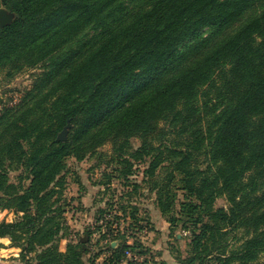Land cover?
Segmentation results:
<instances>
[{"label":"trees","instance_id":"16d2710c","mask_svg":"<svg viewBox=\"0 0 264 264\" xmlns=\"http://www.w3.org/2000/svg\"><path fill=\"white\" fill-rule=\"evenodd\" d=\"M2 7L16 18L0 24V73L45 70L22 104L0 114V209L16 215L0 222V239H11L28 264H86L91 230L60 251L58 180L70 157L83 161L107 143L128 151L139 139L132 158L151 157L145 176L163 215L193 229L183 264L260 259L264 0H0ZM68 122V140L59 142ZM126 163L125 175L133 166ZM14 170L19 184L10 182ZM221 197L229 208H216ZM243 229L246 241L228 251L227 236ZM141 247L110 246L106 264L124 262L128 249L145 254Z\"/></svg>","mask_w":264,"mask_h":264},{"label":"rangeland","instance_id":"374dc122","mask_svg":"<svg viewBox=\"0 0 264 264\" xmlns=\"http://www.w3.org/2000/svg\"><path fill=\"white\" fill-rule=\"evenodd\" d=\"M44 70L43 65H38L13 76H9L7 71L1 72L0 114L6 108L22 104ZM132 143V149L128 148V151H118V146L107 143L83 161L74 157L67 160V168L58 180L62 185H56L61 193L55 195L57 206H62L65 218L60 251L64 252L69 244H77L91 230L93 234L86 264H92V258L95 264H106L112 258L110 246L115 249L122 243L133 245L135 241L146 253L140 255L128 249L130 256L127 255L121 264H183L191 256L193 232L184 226L191 228V224L185 225L178 219L172 225L163 215L157 202V190H152L149 177L145 176L152 159L147 157L142 162L135 161L132 154L139 148L140 141L133 140ZM126 160L133 166L130 168L132 172L125 175L129 170ZM160 173L157 180L162 182L166 173ZM20 174V171L10 172V182L19 184ZM24 185L27 187L30 182L24 180ZM182 201L183 192L179 191L177 212ZM219 207H230L225 197L217 200L216 208ZM15 218L13 211L0 209V222ZM247 236L244 229L229 234L226 241L228 251L238 250ZM0 244L3 246L0 248V264H28L29 259L21 256V248L15 247L11 239H0ZM255 264H264V254Z\"/></svg>","mask_w":264,"mask_h":264},{"label":"water","instance_id":"95a60500","mask_svg":"<svg viewBox=\"0 0 264 264\" xmlns=\"http://www.w3.org/2000/svg\"><path fill=\"white\" fill-rule=\"evenodd\" d=\"M16 18V15L10 11H8L6 8L0 9V24L3 28H5L8 25H11ZM72 128V125L70 122L66 125V127L63 129L62 132H60L58 136V141H67L68 140V134Z\"/></svg>","mask_w":264,"mask_h":264},{"label":"built area","instance_id":"2783aa9c","mask_svg":"<svg viewBox=\"0 0 264 264\" xmlns=\"http://www.w3.org/2000/svg\"><path fill=\"white\" fill-rule=\"evenodd\" d=\"M127 255H129V256H130L129 252H127Z\"/></svg>","mask_w":264,"mask_h":264}]
</instances>
